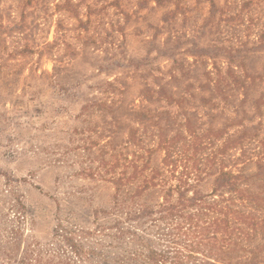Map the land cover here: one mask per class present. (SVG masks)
Instances as JSON below:
<instances>
[{
	"label": "rangeland",
	"instance_id": "374dc122",
	"mask_svg": "<svg viewBox=\"0 0 264 264\" xmlns=\"http://www.w3.org/2000/svg\"><path fill=\"white\" fill-rule=\"evenodd\" d=\"M260 31L264 0H0V264L27 254L43 264L50 254L56 263L89 264L90 249L109 252L98 250L108 238L86 232L96 216L106 220L114 190L89 170L108 140L121 145L128 129L140 128L133 111L229 134L246 127L256 136L245 162L235 150L225 166L253 172L264 140V48L231 64L189 51L200 54L193 43L237 46V37ZM215 67L225 81H216ZM148 89L181 106L146 101ZM211 186L207 179L200 189Z\"/></svg>",
	"mask_w": 264,
	"mask_h": 264
},
{
	"label": "trees",
	"instance_id": "16d2710c",
	"mask_svg": "<svg viewBox=\"0 0 264 264\" xmlns=\"http://www.w3.org/2000/svg\"><path fill=\"white\" fill-rule=\"evenodd\" d=\"M254 36L252 40L237 37V46L202 49L193 43L191 50L200 54L189 53L213 64L225 56L231 64L243 59L245 51L264 48V31ZM226 39L221 40H233ZM214 69L216 81H225L221 70ZM233 82L243 85L238 77ZM162 99L181 106L177 104L181 99H171L163 89H148L146 101ZM93 107L98 103L86 104V110ZM130 115L140 128L128 129L121 145L108 140L93 160L98 161L95 170H89L91 176L112 185L115 201L114 208L103 213L106 220L98 223L96 216V228L86 232L90 238L102 235L110 241L107 246L98 244V250L110 249L105 254L89 250V264H264V140L257 141L255 170L246 173L241 167L225 166L235 150L237 161L245 162L246 146L256 136L246 127L229 134L228 127L204 128L194 119L177 123V116L170 113L159 118L151 110H136ZM207 179L212 186L203 192L200 186ZM149 195L154 198L148 203ZM71 247L75 250L73 243ZM27 255L17 264H43L41 256ZM50 259L45 264H67L61 259L54 262L52 254Z\"/></svg>",
	"mask_w": 264,
	"mask_h": 264
}]
</instances>
